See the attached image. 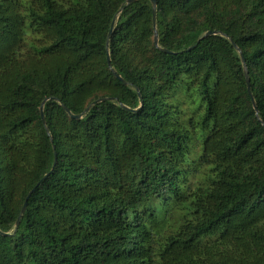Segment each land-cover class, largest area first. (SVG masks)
Listing matches in <instances>:
<instances>
[{"label":"trees","instance_id":"16d2710c","mask_svg":"<svg viewBox=\"0 0 264 264\" xmlns=\"http://www.w3.org/2000/svg\"><path fill=\"white\" fill-rule=\"evenodd\" d=\"M126 3L0 0V264H264V0Z\"/></svg>","mask_w":264,"mask_h":264},{"label":"water","instance_id":"95a60500","mask_svg":"<svg viewBox=\"0 0 264 264\" xmlns=\"http://www.w3.org/2000/svg\"><path fill=\"white\" fill-rule=\"evenodd\" d=\"M134 1H136V0H127V3L126 4H130V3H132V2H134ZM151 2H152V5H153V8H152V10H153V22H154V28H155V43L158 45V42H159V39H158V32H157V29H156V5H157V0H151ZM113 26H114V22L112 23V26H111V29H110V31H109V34H108V39H107V51L109 52V40H110V38H111V36H112V32H113ZM212 33V31H207L206 33H205V35H209V34H211ZM214 33H216V31L214 32ZM195 46V45H194ZM162 50L163 51H166V52H169V50H167V49H165V48H162ZM240 55H241V58L243 59V61H245V59H244V55H243V53L242 52H240ZM108 63H109V65H111V61H110V57H109V54H108ZM245 75H246V80H247V84H248V91H249V93H250V95H251V97H252V100H253V103H254V107H255V110H256V113L258 114V108H257V106H256V104H255V100H254V97H253V95H252V91H251V85H250V75H249V72H248V69L245 67ZM120 79H122L121 77H119ZM123 80V79H122ZM140 94V93H139ZM140 97H141V105H140V107L143 105V98H142V96H141V94H140ZM67 110H68V108L66 107V106H64ZM140 107H138V108H136V109H134L135 111L136 110H138ZM43 108V106H41V109ZM82 114L80 113V114H72V116H74V117H76V118H78V117H80ZM42 120H43V123L44 124H46V118H45V115H44V113L42 112ZM57 157H56V155H55V159H56ZM55 165V164H54ZM50 174V172L49 173H47L45 176H44V178L45 177H47L48 175ZM36 189V186L35 187H33V189H31V191L28 193V195H27V197H26V199H25V201H24V203H23V206H22V208H21V211H20V213H19V215H18V218H17V220H16V224H15V229L18 227V225L20 224V220H21V217H22V215L25 213V211H26V209H27V205H28V200H29V198H30V196H31V194L33 193V191ZM14 229V230H15Z\"/></svg>","mask_w":264,"mask_h":264},{"label":"rangeland","instance_id":"374dc122","mask_svg":"<svg viewBox=\"0 0 264 264\" xmlns=\"http://www.w3.org/2000/svg\"><path fill=\"white\" fill-rule=\"evenodd\" d=\"M177 91L176 97H178V102H180L182 105L180 106L181 110L183 111V119L185 122L188 121V119L192 116V111L194 110V106L191 104L192 101L188 100L187 97H185L184 93H179ZM189 102V103H188ZM202 141L199 138H196L191 143V150H190V161L195 165L194 173H193V183L195 182H201L203 172L205 170L204 167L200 166V154L202 152Z\"/></svg>","mask_w":264,"mask_h":264}]
</instances>
